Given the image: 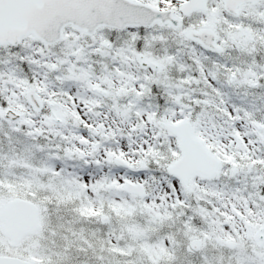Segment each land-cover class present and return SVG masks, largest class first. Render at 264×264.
Here are the masks:
<instances>
[{
  "label": "snow or ice",
  "instance_id": "obj_1",
  "mask_svg": "<svg viewBox=\"0 0 264 264\" xmlns=\"http://www.w3.org/2000/svg\"><path fill=\"white\" fill-rule=\"evenodd\" d=\"M0 264H264V0H0Z\"/></svg>",
  "mask_w": 264,
  "mask_h": 264
}]
</instances>
